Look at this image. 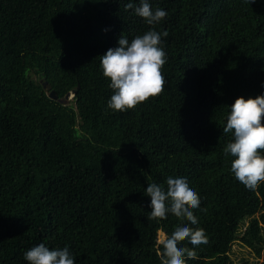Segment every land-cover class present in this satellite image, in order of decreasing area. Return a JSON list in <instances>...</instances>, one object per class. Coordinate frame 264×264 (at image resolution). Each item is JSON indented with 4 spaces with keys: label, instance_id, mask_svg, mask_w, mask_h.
<instances>
[{
    "label": "trees",
    "instance_id": "obj_1",
    "mask_svg": "<svg viewBox=\"0 0 264 264\" xmlns=\"http://www.w3.org/2000/svg\"><path fill=\"white\" fill-rule=\"evenodd\" d=\"M129 2L0 0V264L40 243L75 264H161L158 232L177 226L208 238L186 264H264V182L247 189L223 151L230 106L264 95V0H148L167 13L155 26ZM148 30L168 33L164 91L112 110L100 56ZM169 177L198 193L197 224L147 219L148 184Z\"/></svg>",
    "mask_w": 264,
    "mask_h": 264
},
{
    "label": "clouds",
    "instance_id": "obj_2",
    "mask_svg": "<svg viewBox=\"0 0 264 264\" xmlns=\"http://www.w3.org/2000/svg\"><path fill=\"white\" fill-rule=\"evenodd\" d=\"M255 3L256 0H247ZM138 17H142L150 26L159 24L167 13L160 7L155 10L148 0H140L136 7L132 2L125 10L133 9ZM165 31L148 30L136 35L131 42L121 35L118 47L109 48L100 56V67L103 75L110 79L109 87L113 95L107 107L116 111L134 109L138 104L146 102L150 97H157L164 91L166 83L162 68L166 63V53L161 47V37H167ZM223 133H232L233 142L224 148L226 156L231 155V171L235 178L249 190H256L264 182V95L245 99L238 97L230 106L226 126ZM166 190L155 183H149L145 195L150 197L151 209L148 220H163L169 213L181 221L198 223L193 210L199 208L201 200L192 189L186 178L169 177ZM188 241L193 247L180 246ZM208 238L202 228L177 226L168 234H160L157 245L161 264H186V257L194 259L193 250L207 244ZM28 264H75V259L68 247L50 250L44 243L30 248L24 253Z\"/></svg>",
    "mask_w": 264,
    "mask_h": 264
},
{
    "label": "rangeland",
    "instance_id": "obj_3",
    "mask_svg": "<svg viewBox=\"0 0 264 264\" xmlns=\"http://www.w3.org/2000/svg\"><path fill=\"white\" fill-rule=\"evenodd\" d=\"M72 94L73 93H71L67 98L64 97V101H67V102L70 101V99L72 98ZM160 234H163V233L161 231H159L158 232V238H159ZM233 246L237 248L236 252H237V256L239 258L244 256V257H247L250 260L253 259V255H252L251 252L248 251V248L241 247V246L237 247L236 245H233Z\"/></svg>",
    "mask_w": 264,
    "mask_h": 264
},
{
    "label": "water",
    "instance_id": "obj_4",
    "mask_svg": "<svg viewBox=\"0 0 264 264\" xmlns=\"http://www.w3.org/2000/svg\"><path fill=\"white\" fill-rule=\"evenodd\" d=\"M71 93H74L73 91H71V92H67L66 94H65V98H67ZM50 95H52V92L50 93Z\"/></svg>",
    "mask_w": 264,
    "mask_h": 264
}]
</instances>
